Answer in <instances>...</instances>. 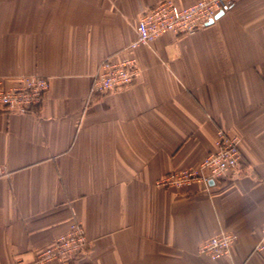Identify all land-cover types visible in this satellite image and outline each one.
Instances as JSON below:
<instances>
[{
  "label": "crops",
  "instance_id": "0c3cea01",
  "mask_svg": "<svg viewBox=\"0 0 264 264\" xmlns=\"http://www.w3.org/2000/svg\"><path fill=\"white\" fill-rule=\"evenodd\" d=\"M159 1L0 0V79L50 82L32 112L0 111V264L30 262L74 220L89 243L70 264H264V0L140 45V77L92 94L101 63L128 55ZM219 130L238 137L233 173L156 184L198 165ZM222 231L236 235L229 254L199 252Z\"/></svg>",
  "mask_w": 264,
  "mask_h": 264
},
{
  "label": "built area",
  "instance_id": "2783aa9c",
  "mask_svg": "<svg viewBox=\"0 0 264 264\" xmlns=\"http://www.w3.org/2000/svg\"><path fill=\"white\" fill-rule=\"evenodd\" d=\"M233 0H196L179 6L174 0H161L144 11L136 23L137 37L126 50L128 55L121 58L105 59L94 78L91 93L104 95L118 91L134 83L141 75L137 57L132 54L140 45H149L166 32L191 34L216 21L219 13H226ZM50 87L47 77L21 75L13 84H5L0 79V111L29 113L40 105ZM242 152L238 137L219 130L216 147L210 150L196 166L171 171L156 181L167 187L189 186L196 182L209 184L233 173L240 165ZM6 173L0 169V176ZM236 235L222 231L204 239L198 247L200 253L211 259H219L230 253ZM89 239L83 224L74 220L69 228L58 235L49 245L37 250L30 262L20 259L17 264H70L86 253ZM264 250V223L261 237L256 247Z\"/></svg>",
  "mask_w": 264,
  "mask_h": 264
},
{
  "label": "water",
  "instance_id": "95a60500",
  "mask_svg": "<svg viewBox=\"0 0 264 264\" xmlns=\"http://www.w3.org/2000/svg\"><path fill=\"white\" fill-rule=\"evenodd\" d=\"M221 15H222V13H219V14L217 15L216 18L220 17ZM211 23H213V21H210V22L208 23V25L211 24ZM212 182H214V181H210V183H212Z\"/></svg>",
  "mask_w": 264,
  "mask_h": 264
},
{
  "label": "rangeland",
  "instance_id": "374dc122",
  "mask_svg": "<svg viewBox=\"0 0 264 264\" xmlns=\"http://www.w3.org/2000/svg\"><path fill=\"white\" fill-rule=\"evenodd\" d=\"M167 187V186H166Z\"/></svg>",
  "mask_w": 264,
  "mask_h": 264
}]
</instances>
